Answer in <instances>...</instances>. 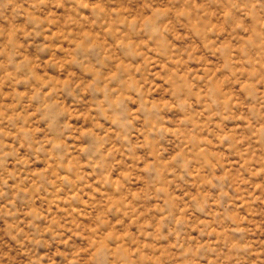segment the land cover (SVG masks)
Here are the masks:
<instances>
[{
    "label": "rangeland",
    "instance_id": "obj_1",
    "mask_svg": "<svg viewBox=\"0 0 264 264\" xmlns=\"http://www.w3.org/2000/svg\"><path fill=\"white\" fill-rule=\"evenodd\" d=\"M0 264H264V0H0Z\"/></svg>",
    "mask_w": 264,
    "mask_h": 264
}]
</instances>
